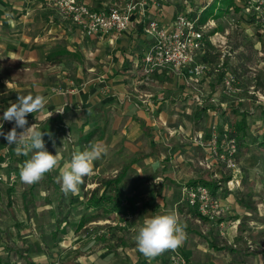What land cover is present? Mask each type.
<instances>
[{
	"label": "rangeland",
	"instance_id": "rangeland-1",
	"mask_svg": "<svg viewBox=\"0 0 264 264\" xmlns=\"http://www.w3.org/2000/svg\"><path fill=\"white\" fill-rule=\"evenodd\" d=\"M178 1L179 8L182 10V8L186 7V11H188L192 17L196 16L200 9L203 8L205 4L208 5L212 0ZM237 2L240 3V10L232 9L221 18L222 26L218 29L220 34H216L217 36H214V38L210 33L216 27V23L212 20L208 22V26L205 30L206 38L204 41V49L199 52L198 57L200 61H203L208 66L205 77L211 75L214 82H209L208 78H204L205 83L202 84L201 89L203 88V93H205V102H200L198 100V103L205 105L206 109L210 108V121L207 123V127L216 123L219 129L227 127L235 129L236 124L240 121V115L242 113L245 115L247 119V128L245 131V142L247 143V146L244 144L243 148L240 147L241 149L238 154L240 172L230 173L225 165L220 161L218 162L217 159L212 157L207 150L199 146L196 142L195 144L191 143V135L200 123H195L192 116L197 107L196 99L201 96L199 92L193 89V87H187L189 90H185L180 87L183 81L179 78L175 79L172 74L170 75L168 73H160L157 76H152L151 79L155 80L150 82L151 85L141 84L142 82L139 84L137 82V86L134 87L132 82H130V85L118 82L124 79H126L125 81H128L129 78H127V73H124V70L115 71V74L112 75V77H107V74L103 72L104 65H106L104 63H101L100 67L92 71L84 67L78 71V74L71 76V79L74 80L77 85L76 87L81 91H86L82 94L84 99L91 96L90 90L92 88L98 87L100 89V87H102L101 91L99 90V101L101 102L103 100L104 95L114 98L113 101L118 105L120 111L114 112L113 115L110 114L108 121L104 123L102 115L93 114L86 120V113L79 110L72 113L71 116H66V125L70 128L72 134H68L66 129L62 128L63 130H61V134L58 138L51 137L47 139L43 136L46 149L53 155L58 151L61 155V160L58 162L55 169L46 173L45 177L40 182L36 183L32 192L33 200L30 199L29 192L31 190L28 189L29 185L22 183L19 176L21 165L25 160L30 158L31 154H29V156L17 154V156L12 159L11 164L9 163V171L15 173V180H10V172L7 168H0V175L2 174L4 176V179L0 180V220L2 221V227H0V256L3 260V264H34L32 259H39L42 257L50 246L49 244L52 243L50 226L48 225L51 223L50 219L53 217V213H51V215L46 214L50 204L54 209L58 205L55 194V185L57 183L55 180H52V178L59 175L60 169L70 162L72 154L75 151H80L79 149L74 148L75 136H73V130L71 127L77 132L80 126L88 123L89 131L97 129V127L100 128L106 124L107 133H105V136L103 139L99 140V142L106 145L108 151L106 155L102 156V158L94 161L93 164L95 167H93V169L96 170V166L100 167L89 175L91 180L101 176L115 177V175L118 174L127 163L131 162L139 153H141V149L147 150L149 148V141H145L146 143L144 142L140 147V137L135 139V141H132L131 145H128L129 134L132 131L130 116L131 113L135 111L132 109V104L133 101H136L137 103V101L140 100L141 102V94L145 90L154 93L151 96L153 102L157 103V101L167 100L162 104H159V109L161 111L163 105H165L164 108H168V113L177 115L176 118L170 117L169 119L172 121L174 119L176 122L178 119L183 121L182 123L184 124L185 130L186 125L189 126L188 128L194 126L192 134L170 135L169 143L171 145H169L168 148H162V155L159 153V156L161 157L159 160L162 165L171 166V164H173V162L170 163V161L171 157L174 155V151H178L177 157H180L181 159L189 161L190 159L194 160V165L199 167L194 170L196 171L194 174V177L196 178L194 179L198 181L199 178L204 179V176H207L212 180H218L219 188L221 187V189L218 188L219 191L215 192L222 199L225 209L223 214L215 220L208 219L207 221H203L200 219V221H198L199 218L196 216L197 212L193 211L190 213L187 209L186 201L182 198L181 191L177 190L176 193L180 194L175 195L176 197H181L182 203L180 206L183 205V208L180 212H175L179 215L181 222L189 226L190 229L200 230L206 238L195 233L190 234V237L187 236L183 245L179 248L164 251L162 253V258L168 259L169 264L172 253L178 252V254L184 258L185 264H264V166H261L260 164L264 160V147H259L258 145L264 134V121L262 114L264 112V0L259 2L258 5L253 1V6L256 8H253L248 0H237ZM53 6L55 8V11L53 12L57 17H52L51 24H57V27H55V25H49L51 29L48 30H52L54 33H62L65 37L67 34L65 32L66 29L64 27L61 29L58 26V23H69V26L71 27L76 26L80 28L79 33L86 36L81 26L73 23L71 19L63 17L57 6ZM213 10V7L210 8L204 16H210ZM39 31L40 30H38V32ZM58 40L62 43H65L66 41L68 43V39L62 41L59 38L54 40V42H57ZM56 45L58 44L54 43V47H56ZM85 51L87 56L90 57V51ZM98 57L104 60L105 54L102 55V50L99 51ZM108 61V67L112 68L115 66V62L117 63V59L112 58V56ZM9 62L10 61H7V58L4 57V55H0L1 69L19 68V66H22V69L16 71L13 82L6 81L7 84L2 90L4 92H0V110L4 108L3 106L8 107L10 106V103L16 102L17 99L12 100L14 99L12 98L14 93H17V95L29 94L30 88L25 87V85H30L33 81H38V83L43 81L42 72L34 73L31 69H25V64L29 63ZM38 62L41 63L42 60H38ZM2 64H5L6 66H2ZM72 68L73 67H71V69ZM106 70L107 69H105V71ZM138 74L141 75L140 72H138ZM177 75L181 76L180 74ZM228 76L234 78L232 89L226 87L225 84V79ZM19 81H22L23 83L20 85L18 83ZM112 81H115V87L107 88L112 86ZM201 81H203V76L200 77L198 82L192 80H189L188 82L197 84ZM207 81L209 84H206ZM106 83H110V86H108L109 84L105 85ZM119 84L121 87L123 86L124 89H120V91L117 92L118 88L116 86ZM90 85H92L91 88ZM164 85L167 87L163 88ZM56 86L57 89H54ZM54 87L50 88L52 94H59L60 96L64 95V92L62 93L60 91L62 86L55 85ZM143 87H145V89H143ZM216 87L220 89V98L219 100L216 99L212 101L210 96L209 98L207 96L211 95L208 93L215 92L217 89ZM161 91H163V94L159 93ZM96 95L97 94H95V96ZM160 95L164 96L163 100L159 98L161 97ZM190 95L195 99H190ZM158 107H154V110L148 114L153 122H155L156 115L159 112L157 110ZM63 109L64 108L61 107H58L57 110L55 109L53 111V116L59 117V115H64ZM57 111L63 112L59 113ZM1 113L3 114V112ZM28 122H31L30 126L37 122L39 123L40 129L42 128V121H39L38 117L30 120L28 119ZM207 131V133H209V128ZM241 135L242 133L240 132L239 136L241 137ZM130 137L133 136L131 135ZM96 138L95 135L93 140H96ZM63 140L66 143L65 148H62L60 145ZM193 140L195 141V138ZM87 144L89 145L90 143ZM137 147L139 148L137 149ZM152 157H155V153ZM147 160H150V157H148ZM201 160L209 161L210 167L201 165L199 163ZM136 165V167H133L132 170L128 171L126 180H128V178L133 180L136 177L139 178L141 175H145L142 168L140 169V163L137 162ZM152 165H154V162H152ZM165 166L161 167V169L164 170ZM175 169L177 168L175 167L174 170ZM209 170L211 171L210 175L207 173ZM243 173V181H246L243 191L245 193L248 191H253V193H255L252 199L249 197L246 199L244 198V200L249 203V207L251 206L250 208L242 207L243 205L239 203L240 193L238 192V189H235L240 185L236 186L233 190L229 189L227 186V178L229 175H241ZM159 175H162V173L159 172ZM136 185L137 189L143 190L149 186H154L155 182L147 184L146 182L141 181L136 183ZM136 185H134V188ZM11 188H14V190L12 191ZM8 202H10V204ZM238 203L240 205H238ZM156 206V214H163L171 211L165 210V206L159 209L162 205H158V203L154 204V207ZM24 207L31 208L33 211L35 210L37 212L35 216L28 215V223L24 222L25 224H35L38 227L37 232L33 230L37 239L36 243L33 242L34 240H29L28 238L25 240L28 242L27 244L26 242H22L24 241V239L22 240L21 238L23 234H21V232L19 234L17 233V230H19L18 228L22 229V226L14 223V221H18L19 219L16 216H12L10 209L13 211H23ZM119 213H117V217L125 219L124 212V215ZM71 217L73 216L71 215ZM144 218L145 215L141 219H139V217L135 218L136 222H132V224H127L125 226L126 229H128L127 227L131 228V230H127L126 233L128 238L127 246L131 250V256H133L134 253L139 252L134 243V234L132 232H135V230L133 229H137V227L142 224ZM133 219H131V221L135 220ZM106 230L110 231L109 229ZM91 232L92 230L90 229V226H88L86 229H82L79 236L81 234H88L87 237L83 239H89ZM102 233H104V231ZM239 236H244L246 242L240 241L238 239ZM79 239L80 237H78L76 241ZM208 241H213L211 243L217 245L216 248L211 247ZM59 242V247L51 248L50 251L52 256L54 258L60 256L66 259V257L73 253L74 248L71 246L73 240H70V244H66L64 241L62 242L61 239ZM81 246L82 245L77 246L75 251H77L79 255H82L83 252L86 253V255L89 254L88 250ZM230 246L233 247L232 250L229 248ZM188 247L190 248L188 249ZM59 249H61V251H59ZM185 249L187 252H185Z\"/></svg>",
	"mask_w": 264,
	"mask_h": 264
},
{
	"label": "crops",
	"instance_id": "crops-1",
	"mask_svg": "<svg viewBox=\"0 0 264 264\" xmlns=\"http://www.w3.org/2000/svg\"><path fill=\"white\" fill-rule=\"evenodd\" d=\"M80 2L88 4L90 7L94 9H103V8H109L110 6L114 5H122L124 6L126 3H128L131 0H78ZM137 2H143V10L144 15L141 17V13L139 11H135L134 15L132 16L131 23L125 31L122 33H108V34H95L92 36H84L82 33H79L78 27L69 26V23H58V26L62 29L63 27L66 29V35L62 33H54L49 25H55L57 27V24H51L52 17H57V15L54 14L53 11H55V8L53 5H55L54 0H0V55L7 58V61H10L9 63L13 62H26L29 64H25L26 70L31 69L34 73L42 72L43 74V81L41 83H38V81H33L30 85L27 84L25 87L30 88V93L33 95L41 94L44 95L48 99V104L45 107V110L42 113H33L29 114L26 118L27 120L32 118H37L39 121H42V128L46 123V121L50 118V115L53 113V111L58 107L64 108V115H59V117L63 120V128L66 129V132L68 134H72L70 132V128L68 125H66V116H71L72 113H75L79 110L86 113V120L91 115L100 114L102 115V119L104 120V123L108 121L110 114L113 115L114 112L120 111L118 108V105L113 101L114 98H110L107 95L103 96V100L99 101V90L98 87L92 88L91 96L89 98L83 97V92H86L84 90H80L77 88L76 83L74 80L71 79V76L74 74H78V71L83 69L84 67L88 70H95L96 68L100 67L101 63H104V71L107 74V77H112L114 75L115 71H121L124 70V73H127L128 81L120 80L118 82H123V84L130 85V82L135 86H137V82L140 84H146L151 85V81L155 79H151L152 76H157L158 74H172L175 79L179 78L183 82L181 83L180 87L184 88L185 90H189L187 87H193L201 96H199L196 99V110L192 116L194 119V122H200L197 125V128L194 131V126L191 128H188L189 126L186 125V130L184 129L183 121L179 120L176 122L174 119L173 121L169 119L170 117L176 118L177 115H172L171 113H168V108L165 109V105H163L161 111H160V105L163 102L167 101H157L153 102L151 99V96L154 94L153 92L144 91L141 94V102L140 100L133 101L132 109L135 110L133 113H131L130 116V122L132 124V131L130 132L129 136V143L128 145H131L132 141H135V139H138L139 137V143L140 147L144 144L145 141H149L150 146L147 150L141 149V153L137 155V157L141 154L150 152L151 149L153 152L144 158H140L137 160H132L131 162L127 163L129 165V170H132L133 167H136V163H140V169L142 168V171L145 173V175H141V177H136L133 180L128 178L126 180V176L124 177L123 181L120 183L121 187V193L123 198V203L120 209L103 212L99 211L96 208H87L86 207V199L89 197L90 192L95 189L99 184L100 181L103 178H110L114 176H101L99 178H96L94 180H91L89 176L85 177L84 183L80 185V191L77 194H65L63 199V207H59L60 205V198L56 194V200L58 202L57 207L55 209L50 204L49 209L46 211L47 215H51L53 213V217L50 219L51 223L48 225L50 226V237H51V244L47 248V251L45 254L40 257L39 259H32L34 261V264H168V259L162 258V254L149 260L145 256H142L140 252L134 253L133 256H131V250L127 246L128 238H127V230H131L130 227L125 228V226L128 224H132V222H136L135 218L141 219L144 215L145 216H153L156 214L154 207V204L158 203V205H162L161 207L165 210H171L180 212V210L183 208L180 204L182 203L181 197H176L175 194L177 190H180L183 197V187L185 185H192L196 183H211L216 180L210 179V177L204 176L203 178H199V180H195L194 177L196 171L195 169H198L199 167H196L194 165V160H185L181 159L180 157H177L178 151H174V155L171 157V166L169 165H162L159 159L161 157L160 154H163V149L168 148L169 145H171L169 142L170 135L173 136V134H188L194 131V133L191 135V143L195 144V141L193 140L197 133H207L208 131V122L210 121L209 117V110L210 108L206 109L205 105L198 103V100L200 102H205V93H203L202 84L205 83L204 78H208L209 82H214L213 77L210 75L208 77L203 76V81L200 83H193L188 82L184 75L178 76L176 73L171 71L170 69H164L160 71H156L152 75H146L143 73L142 66H143V57L145 52L151 47L153 44V38L148 35L144 31L145 24L150 20H157L161 25L168 26L170 25L173 20L176 18L179 14H189L188 11H186V7L179 8V1L178 0H133ZM209 5L205 4L203 8L200 9L198 14L196 16H192V18H198V22L200 24L208 23L209 21H214L216 23V27L211 31V35L217 36L216 34H220L219 30L222 26V17H217L214 14L208 16L205 19V12L204 10ZM209 8V7H208ZM216 12V10L214 11ZM190 16V14H189ZM55 17V18H56ZM191 17V16H190ZM38 30H40L38 32ZM85 34V33H84ZM205 35V34H204ZM57 38L61 39L62 41H65L68 39L65 43H62L60 40L57 42H54ZM206 38V36H205ZM210 39V37H209ZM54 43L58 44L56 47H54ZM54 47V48H53ZM66 51H70L71 53H74V56L68 57V56H60L61 53ZM90 51L89 55L87 56L85 53L86 51ZM102 50V55L105 54L104 60L100 59L98 57L99 51ZM115 52V54H114ZM55 54H58L56 56ZM112 58L117 59V63L115 62V66L108 67L109 65V59ZM44 57V58H43ZM41 58V59H40ZM38 60H42V62H38ZM113 60V59H112ZM198 61L199 57H198ZM203 62V61H200ZM111 64V63H110ZM2 66H6L5 64H2ZM71 67H73L71 69ZM1 69V68H0ZM18 69H22V66H19V68H5L1 69V72L6 73L8 76L6 78H3L2 83L5 86L7 83L6 81L13 82L14 81V74ZM105 69H107L105 71ZM73 70V71H72ZM112 71V72H111ZM140 72L141 75L138 74ZM45 76V77H44ZM138 80V81H137ZM111 82V81H109ZM113 84L110 86V83H106L105 85H108L112 88L115 87V81H112ZM158 82V81H156ZM207 81L206 84H209ZM20 85L23 83L22 81L18 82ZM97 84V83H96ZM212 84V83H210ZM55 85L62 86L60 88V91L64 94L63 96H60L59 94H52L50 88L54 87ZM3 86V87H4ZM64 87V88H63ZM92 85H90V88ZM117 92L120 91V89H124V87L117 85L116 86ZM167 86L164 85L163 88H166ZM217 88V87H216ZM54 89H57V86L54 87ZM63 89V90H62ZM84 89V88H83ZM145 89V87H143ZM3 90V89H2ZM191 90V88H190ZM202 90V91H201ZM10 91V90H9ZM4 91H2L3 93ZM192 92V91H191ZM160 94H163V91L159 92ZM95 94H97L95 96ZM107 94V93H106ZM211 94V95H208ZM207 97L212 101L218 99L219 100V94L220 89L217 88L215 92L208 93ZM160 99H164L163 95H160ZM166 96V95H165ZM18 97L17 93H14L12 96V100H16ZM195 99L193 96L190 95V99ZM132 101V100H131ZM156 105V106H155ZM159 106V107H158ZM6 108L7 106H3ZM154 107H158L157 110L159 111L156 115V120L153 122L150 116V112L154 110ZM0 110V117L3 116L1 112H4L5 109ZM54 114L51 115L53 117ZM63 116V117H62ZM245 117V115L242 113L240 115V121L242 118ZM246 118V117H245ZM140 120L144 121L146 126L150 127L152 129L153 136H150L148 133H146L143 128ZM239 121V122H240ZM238 122V123H239ZM247 122V119H246ZM0 123L3 124V131L7 133L10 131L13 126L14 122H7L0 120ZM31 122H28V126H30ZM237 123V124H238ZM236 124V126H237ZM39 125V123H38ZM88 123H85L84 125L80 126L79 130L76 132L73 127V136H75L74 139V148L79 149L80 151L85 150L89 145L87 143L92 142H99V140L103 139L105 136V133H107L106 130V124L102 127L97 129H92L88 131ZM264 129V126H263ZM63 130V129H61ZM58 132L57 135L51 136L58 138L61 134ZM17 131H21V129H17ZM43 132V131H42ZM88 132H93L92 138L89 142L81 143V135L86 134ZM208 134V133H207ZM206 134V135H207ZM96 135V140H93V137ZM143 136V137H142ZM242 136V135H241ZM47 139L50 138L49 135H44ZM179 138V137H178ZM141 139V140H140ZM246 136L243 140H241V148L247 146V143L245 142ZM146 143V142H145ZM61 147L65 148L66 143L63 140L61 142ZM16 145H8L7 141L4 139L3 136H0V168H7L9 171V166H2L3 161H8V164L12 162V159L17 156V153L15 151ZM139 147H137L138 149ZM163 148V149H162ZM240 148V149H241ZM155 153V157H152V155ZM160 153V154H159ZM166 156V155H165ZM136 157V158H137ZM148 157H150V160H147ZM158 159V160H157ZM144 161V162H143ZM159 161V162H158ZM143 162V163H141ZM152 162H154V165H152ZM161 163V164H159ZM240 163V162H239ZM9 164V165H10ZM178 164V165H177ZM94 165V164H93ZM263 164H261L262 166ZM165 166V169L162 170L161 167ZM264 166V165H263ZM95 167V165L93 166ZM100 166H96L97 169H99ZM177 168L174 170V168ZM214 167V163H213ZM124 168V167H123ZM122 168V169H123ZM96 169V170H97ZM93 169V172L96 171ZM122 171V170H121ZM189 171V172H188ZM207 171V170H206ZM10 172V171H9ZM92 172V173H93ZM133 172V171H130ZM152 172V173H151ZM159 172L162 173V175H159ZM151 173V174H149ZM207 173L209 175L211 174V171L209 170ZM117 175V174H116ZM115 175V176H116ZM59 175L54 176L52 180H55L57 182V178ZM230 178V175L228 176ZM240 186L237 187L235 190L238 189V192L240 193L239 197V203L242 204V207H247L245 204L240 202V199L244 200L247 197L250 199L253 198L255 193L253 191L244 192L243 189L245 187L246 181H243L244 179V173L240 175ZM144 181L147 184H151L152 182H155L154 186H149L146 189L140 190L137 189L136 183ZM60 184V183H59ZM36 185V183L31 184ZM31 185H29L30 188V199L33 200V188H31ZM61 185V184H60ZM134 185L136 187L134 188ZM184 185V186H183ZM213 188L212 185L206 184ZM88 186V187H87ZM28 188V189H29ZM91 188V189H89ZM134 188V189H133ZM221 189V187L219 188ZM217 188L215 191H219ZM13 191L14 188H11ZM234 190V191H235ZM232 192V191H230ZM186 201V200H185ZM10 204V202H8ZM238 203V205H240ZM187 209L191 212L195 211L192 207H190L187 202ZM249 208V207H247ZM256 208V207H255ZM192 210V211H191ZM124 214H123V212ZM10 212L12 216H16L19 220L14 221V223L20 224L22 226L21 228H18L17 233L23 234L21 237L22 242H26L27 238L29 240H34L33 242L36 243L37 239L35 237V234L33 233V230L37 232L38 227L35 224H25L28 223V215L35 216L37 212L31 208L24 207L23 211L15 210L13 211L10 209ZM120 212V213H119ZM117 213L124 215L125 219H121L117 217ZM14 214V215H13ZM183 214V213H182ZM194 214V213H192ZM1 215V214H0ZM67 215V218L62 223H58L60 216ZM71 215L73 217H71ZM190 215V214H189ZM199 218L198 221L203 220L207 221L205 217L201 218V216L197 215ZM86 217H92L90 221H87L82 227H79V224L82 220H84ZM1 218V217H0ZM135 220H134V219ZM32 219V218H31ZM76 219V220H75ZM133 219L134 221H131ZM137 219L138 221H140ZM25 222V223H24ZM212 222V221H211ZM88 226H90V229L92 232L90 233L89 239H83L87 237L88 234H80L82 229H86ZM0 227H2V221L0 220ZM138 228V227H137ZM106 229H109L110 231H107ZM135 230V229H133ZM88 231V230H87ZM104 231V233H102ZM186 234L190 237V234H197L202 237L203 233L196 229H190L189 226L186 225ZM134 235L136 232H132ZM80 237L78 241L77 238ZM82 237V238H81ZM206 238V237H204ZM60 239L62 242H66V244H70V240H73L72 248H74L73 253L66 257H56L54 258L51 253V248L59 247V241ZM81 242V243H79ZM209 244L212 246L213 241H208ZM28 242H26L27 244ZM82 245L84 248H86L89 252V254L86 255V253H82V255L78 254L75 249L77 246ZM81 246V247H82ZM217 246V245H216ZM236 247V246H235ZM190 247H188L189 249ZM214 248V247H213ZM61 251V249H59ZM185 252L187 250L185 249ZM141 254V255H140ZM65 259V260H64ZM70 259V260H69Z\"/></svg>",
	"mask_w": 264,
	"mask_h": 264
},
{
	"label": "built area",
	"instance_id": "built-area-1",
	"mask_svg": "<svg viewBox=\"0 0 264 264\" xmlns=\"http://www.w3.org/2000/svg\"><path fill=\"white\" fill-rule=\"evenodd\" d=\"M259 4L262 0H248ZM63 17L69 18L73 23L81 26L85 35L122 33L128 29L135 11L144 15L143 2L129 1L124 6L114 5L109 8L94 9L88 4L78 0H54ZM252 8V9H253ZM208 23L200 24L198 18L187 14H179L168 25H161L153 19L145 24L144 31L153 38V44L143 57V72L152 75L156 71L170 69L184 75L189 81L198 82L200 77L207 72L208 66L198 61V54L204 49L205 30ZM234 78L225 79L226 87L233 88ZM195 142L208 153L225 165L230 173L240 172L238 161L239 143L234 128L219 129L216 123L209 127V133H197ZM201 165L210 167L207 160L199 161ZM8 161H3L2 166H7ZM232 176V177H231ZM227 180L229 189L240 185V174L231 175ZM10 180H15L13 171L9 174ZM4 176L0 175V180ZM183 197L187 204L196 212L215 220L224 212L222 199L212 188L203 183L185 185L182 189ZM169 264H185L184 258L178 252H173Z\"/></svg>",
	"mask_w": 264,
	"mask_h": 264
},
{
	"label": "clouds",
	"instance_id": "clouds-1",
	"mask_svg": "<svg viewBox=\"0 0 264 264\" xmlns=\"http://www.w3.org/2000/svg\"><path fill=\"white\" fill-rule=\"evenodd\" d=\"M47 104L48 99L44 95L18 94L16 102L10 103L0 117L2 121L14 122L13 128L7 133L2 130L3 124L0 123V136L4 137L8 145H16L17 154H31L19 171L21 182L28 185L40 182L61 160L58 151L53 155L46 149L43 139L46 133L41 131L38 123L28 126L26 119L29 114L42 113ZM17 129L21 131L18 132ZM47 134L51 138V133ZM107 151V146L100 142H92L85 150L75 151L70 162L60 169L57 182L61 184V190L66 195L77 194L85 177L92 174L94 161L106 155ZM185 229L186 225L181 222L179 215L175 211H168L145 216L142 224L135 229L133 239L136 249L151 260L166 250L182 246L187 238Z\"/></svg>",
	"mask_w": 264,
	"mask_h": 264
},
{
	"label": "trees",
	"instance_id": "trees-1",
	"mask_svg": "<svg viewBox=\"0 0 264 264\" xmlns=\"http://www.w3.org/2000/svg\"><path fill=\"white\" fill-rule=\"evenodd\" d=\"M240 3L237 2V0H212L210 3H208V7L204 10V12L206 13L210 8H214L213 12L211 13L214 14L217 17H221L223 15H225L226 13H229L232 9L235 10H240ZM216 10V12H214ZM207 17H205L206 19ZM56 56H58V54H55ZM74 53H71L70 51H66L61 53L60 56H74ZM8 75L4 72H1L0 70V92L3 89V83L2 80L3 78H6ZM264 111V110H263ZM263 114V121H264V112ZM141 124H142V128L143 130L148 133L150 136H153L152 134V129L148 126H146V124L144 123V121L140 120ZM264 123V122H263ZM63 120L61 117H57V116H53L50 117L46 123L43 126V132L46 133L45 135H48L47 133H51V136L57 135L58 132H60V130L63 128ZM246 128H247V122H246V118L243 117L242 120L237 124V126L235 127V131H236V136L238 138V143H239V151H240V143L241 140H243L246 136ZM240 132L242 133V136L240 137L239 134ZM93 132H88L86 134H82L81 135V143H86L89 142L92 138ZM259 147H264V134L262 137L261 142L258 144ZM153 152V150L151 149L150 152L144 153L139 155L137 158H135L134 160L140 159V158H144L149 156L151 153ZM260 164L264 165V160L263 162H261ZM9 165V164H8ZM7 165V166H8ZM129 169V165H127L126 167H124L122 169V171H120L115 177H110V178H103L100 181V184L93 189L90 192L89 197H87L86 199V207L87 208H96L99 211H103V212H108V211H113V210H118L121 208L122 203H123V198H122V193H121V187H120V183L123 181L124 177L127 174V171ZM11 172V171H10ZM229 179V177L227 178V180ZM206 184H210L213 186L212 190H216L217 188H219V182L218 180L211 182V183H207ZM35 185H31V188H33ZM55 193H57L58 197L60 198V205L59 207H63V199H64V195L65 193L61 190V185L59 183H57L55 185ZM30 190V188H29ZM240 202H242L243 204H245L247 207H249V203H247L245 200L240 199ZM251 207V206H250ZM249 207V208H250ZM197 215L201 216V218L205 217L206 219H208L206 216H203L202 214L197 212ZM65 218H67V215L60 216L59 217V221L58 223H62ZM92 217H86L84 220H82L79 224V227H82L87 221H90ZM238 239L242 242H246L244 239V236H239ZM212 246L214 248H216V245L212 243ZM227 248V247H226ZM231 250L233 249V247H229ZM0 264H3V260L0 256Z\"/></svg>",
	"mask_w": 264,
	"mask_h": 264
}]
</instances>
